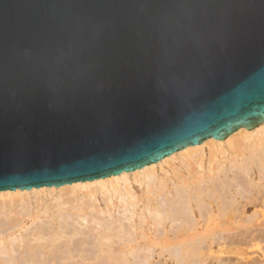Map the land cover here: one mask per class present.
Wrapping results in <instances>:
<instances>
[{
	"label": "water",
	"instance_id": "obj_1",
	"mask_svg": "<svg viewBox=\"0 0 264 264\" xmlns=\"http://www.w3.org/2000/svg\"><path fill=\"white\" fill-rule=\"evenodd\" d=\"M263 123L264 0H0V195Z\"/></svg>",
	"mask_w": 264,
	"mask_h": 264
},
{
	"label": "bare ground",
	"instance_id": "obj_2",
	"mask_svg": "<svg viewBox=\"0 0 264 264\" xmlns=\"http://www.w3.org/2000/svg\"><path fill=\"white\" fill-rule=\"evenodd\" d=\"M259 217L264 123L132 174L0 195V264H264Z\"/></svg>",
	"mask_w": 264,
	"mask_h": 264
},
{
	"label": "rangeland",
	"instance_id": "obj_3",
	"mask_svg": "<svg viewBox=\"0 0 264 264\" xmlns=\"http://www.w3.org/2000/svg\"><path fill=\"white\" fill-rule=\"evenodd\" d=\"M204 151H206V148H204ZM49 198V197H48ZM250 212H252V209H250L249 211H248V213L250 214ZM259 222L261 221L262 222V220H264L263 218H261V217H259ZM28 225V224H27ZM238 239H240L239 237H237ZM236 237H234V240L235 239H237ZM235 241H237V240H235ZM244 248V247H243ZM215 251H216V248L214 249ZM208 253V252H207ZM210 256H208V255H206L205 256V258H206V260H210L211 259V256H213L214 254L212 253V252H210V253H208ZM208 258V259H207ZM206 264V263H205Z\"/></svg>",
	"mask_w": 264,
	"mask_h": 264
}]
</instances>
